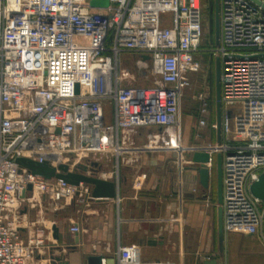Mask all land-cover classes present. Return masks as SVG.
Masks as SVG:
<instances>
[{"label": "built area", "instance_id": "obj_1", "mask_svg": "<svg viewBox=\"0 0 264 264\" xmlns=\"http://www.w3.org/2000/svg\"><path fill=\"white\" fill-rule=\"evenodd\" d=\"M89 1L0 0V264H28L45 246L44 229L23 236L14 214L27 185L55 201L93 199L88 185L46 179L16 158L73 169L91 155L117 157L120 131L147 126L173 127L169 146H179L181 98L205 51L201 0ZM218 17L219 42L207 51L219 59L220 141L201 150L221 154L224 233L264 249V199L249 190L264 172V7L218 0ZM124 54L151 63L152 84H132ZM207 112L204 101L199 113ZM138 254L117 239L115 264H177Z\"/></svg>", "mask_w": 264, "mask_h": 264}, {"label": "crops", "instance_id": "obj_2", "mask_svg": "<svg viewBox=\"0 0 264 264\" xmlns=\"http://www.w3.org/2000/svg\"><path fill=\"white\" fill-rule=\"evenodd\" d=\"M196 118L192 115L188 127L184 118L178 148L169 146L173 127L147 126L120 131L122 151L117 157L107 153L85 159L87 174L95 171L107 180H112L117 163L119 187L112 198L87 199L82 192L73 199L55 201L47 195L22 191L14 213L20 231L26 236L42 227L46 240L28 264H53L52 253L62 256L54 264L69 261L66 245H75L81 252V264H85L82 253L99 254L102 264H115L117 239L122 245H136L141 259L203 264L212 258L217 264H264V249L255 237L237 240L238 234L224 233L220 249L215 163L205 188L199 182L197 164L190 161L193 151L217 141V131L204 125L201 136H194ZM149 141L152 146H148ZM73 226L79 230L71 231Z\"/></svg>", "mask_w": 264, "mask_h": 264}, {"label": "water", "instance_id": "obj_3", "mask_svg": "<svg viewBox=\"0 0 264 264\" xmlns=\"http://www.w3.org/2000/svg\"><path fill=\"white\" fill-rule=\"evenodd\" d=\"M253 2L260 4L264 7V3L259 0H252ZM90 6H107L108 0H90ZM214 43L217 45L219 42V17H218V0L214 1ZM144 59H149L147 55L143 56ZM215 112H216V131H217V142L220 141V125H221V108H220V83H219V59L216 57L215 61ZM190 161L197 164L195 170L199 176L200 184L207 188L209 185L210 177V167L212 163H215L216 171V195H217V236L220 249H222L224 231H223V221H222V209L221 203V154L216 153L210 154L204 150H195L191 154ZM16 162L20 167L28 169L31 173L40 175L46 179L57 178L61 179L67 183L78 185L80 182L86 184L90 188V195L96 199L102 198H112L115 193L114 183L112 180H107L96 176L95 171L87 174L88 166L80 163L73 169H69V166L64 163L58 164L56 167L50 165L47 161L38 162L31 158L19 157L16 158ZM32 189L31 185H27L25 191H30ZM250 193L259 199H264V172L258 176V179L251 183L249 187ZM54 230V238H58L56 233V228ZM66 249L70 251V260L63 261L60 264H81L80 251H76L75 245H66ZM60 248V247H57ZM52 252V251H51ZM85 264H102V256L99 254H85ZM62 256H54L53 253L50 255V259L54 264L55 261H60ZM203 264H217L215 259H206Z\"/></svg>", "mask_w": 264, "mask_h": 264}, {"label": "rangeland", "instance_id": "obj_4", "mask_svg": "<svg viewBox=\"0 0 264 264\" xmlns=\"http://www.w3.org/2000/svg\"><path fill=\"white\" fill-rule=\"evenodd\" d=\"M214 1L215 0H201L203 18L201 48H204L205 51H200L198 53L197 56L202 65L201 69L188 76V83L183 91L180 109V134L183 132L185 117L187 123L186 127H188V122L189 119L192 118V115L197 117V126L193 128V132H195L194 136H198V134L201 136V133H203V129L201 128L204 125L208 127L209 125L211 126L215 120V58L207 51L214 43ZM121 65L129 68L131 71L130 73L133 74L135 81L132 84H152V75L150 73L151 63L148 60H142L136 55L124 54L121 57ZM204 101L208 103V112L203 116L199 113V109ZM200 118L205 119L204 125L199 124ZM238 235L239 236L235 237V239L238 238L237 240L247 238L246 235ZM257 245L259 246V244Z\"/></svg>", "mask_w": 264, "mask_h": 264}, {"label": "trees", "instance_id": "obj_5", "mask_svg": "<svg viewBox=\"0 0 264 264\" xmlns=\"http://www.w3.org/2000/svg\"><path fill=\"white\" fill-rule=\"evenodd\" d=\"M214 44V43H213Z\"/></svg>", "mask_w": 264, "mask_h": 264}]
</instances>
